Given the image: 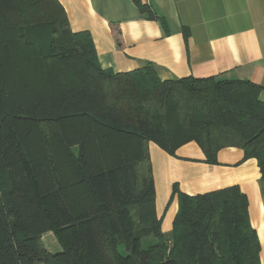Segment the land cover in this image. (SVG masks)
<instances>
[{"label":"trees","instance_id":"1","mask_svg":"<svg viewBox=\"0 0 264 264\" xmlns=\"http://www.w3.org/2000/svg\"><path fill=\"white\" fill-rule=\"evenodd\" d=\"M261 90L160 79L151 63L104 69L58 0H0V264H261L237 185L189 195L174 183L178 209L163 233L149 153L150 142L174 156L194 141L215 164L220 148L237 146L264 185ZM47 232L61 251L46 249Z\"/></svg>","mask_w":264,"mask_h":264},{"label":"crops","instance_id":"2","mask_svg":"<svg viewBox=\"0 0 264 264\" xmlns=\"http://www.w3.org/2000/svg\"><path fill=\"white\" fill-rule=\"evenodd\" d=\"M140 1L162 19L148 18L133 0H58L71 30L89 32L104 69L124 72L151 63L160 79L245 80L262 88L259 99L264 102V0ZM112 24L120 31L119 46ZM149 153L163 233L171 232L178 209L176 197L169 202L174 183L189 195L237 185L247 197L264 264V185L254 158L244 159L241 148L226 146L218 150L217 163L209 164L194 141L174 156L150 142ZM160 181L166 186L163 197ZM42 240L50 253L61 251L51 232Z\"/></svg>","mask_w":264,"mask_h":264},{"label":"rangeland","instance_id":"3","mask_svg":"<svg viewBox=\"0 0 264 264\" xmlns=\"http://www.w3.org/2000/svg\"><path fill=\"white\" fill-rule=\"evenodd\" d=\"M164 188H166V186H164L162 184V181H160L159 196L163 197V195L166 193V190ZM141 242H142V246L146 248L147 246H149L150 244L155 242V238H154V236L144 237V238H142Z\"/></svg>","mask_w":264,"mask_h":264}]
</instances>
